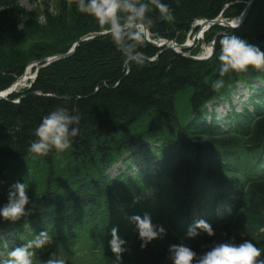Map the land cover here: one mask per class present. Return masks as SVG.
<instances>
[{
  "label": "trees",
  "instance_id": "1",
  "mask_svg": "<svg viewBox=\"0 0 264 264\" xmlns=\"http://www.w3.org/2000/svg\"><path fill=\"white\" fill-rule=\"evenodd\" d=\"M21 1L0 0V92L29 64L65 54L106 27L78 12L77 0H41L33 10ZM248 1L162 0L173 20L150 5L145 26L151 40L183 44L196 20H234ZM226 34L264 50V41H256L264 34V0L254 2L238 28L215 26L204 34L205 44L213 41L207 60L144 39L139 61L128 62L106 34L81 42L73 55L38 69L29 88L0 100V206L10 185H29L27 214L15 222L0 218V232H14L1 260L46 230L52 242L35 250L33 264L53 255L65 264H115L112 227L127 242L121 264H171L168 248L181 241L201 255L216 244L248 239L264 259V69L221 76L216 57ZM217 80L223 81L218 89ZM238 85L249 91L248 99L223 125L208 105L230 102ZM56 107L78 112L79 135L65 152L29 153L36 126ZM135 154L152 169L110 176L113 166L130 163ZM134 214H148L164 236L142 248L128 220ZM200 219L213 235L187 239L188 227Z\"/></svg>",
  "mask_w": 264,
  "mask_h": 264
},
{
  "label": "clouds",
  "instance_id": "2",
  "mask_svg": "<svg viewBox=\"0 0 264 264\" xmlns=\"http://www.w3.org/2000/svg\"><path fill=\"white\" fill-rule=\"evenodd\" d=\"M154 5L163 19L173 20L168 4L162 0H77L76 9L82 14L94 18L96 23L104 27L105 34L110 35L114 45L120 50L125 61H139V43L145 39V19ZM235 26V24H234ZM24 27L23 19L17 25ZM219 72L224 76L229 72H245L251 69H264V50L253 45L235 34L223 35L219 39ZM222 80L213 82L214 88H221ZM80 116L78 112L66 107H56L44 115L34 130L35 139L28 146V152L35 155H46L50 150L65 152L72 146L74 138L79 133ZM29 185L24 181H17L10 185L7 202L0 206V218L15 222L25 216V206L29 203L27 189ZM129 223L134 226L145 247L152 241L160 239L165 234L164 227L154 224L148 214L131 215ZM201 232L213 235L211 225L203 220H197L190 225L185 237L192 239ZM109 248L115 256V264H121L122 254L127 251L126 241L118 235V229L112 227ZM52 237L48 231H40L22 246L8 252V259L0 260V264H33L35 250L51 244ZM262 250L251 240L245 239L241 243L223 242L214 245L201 255L190 248L183 241L171 244L168 248V259L171 264H264L261 257ZM44 264H65L62 258L53 255Z\"/></svg>",
  "mask_w": 264,
  "mask_h": 264
},
{
  "label": "rangeland",
  "instance_id": "3",
  "mask_svg": "<svg viewBox=\"0 0 264 264\" xmlns=\"http://www.w3.org/2000/svg\"><path fill=\"white\" fill-rule=\"evenodd\" d=\"M41 0H37V3L31 2L30 0H22L21 1V6L25 10H33L35 9L36 5L40 3ZM52 2L55 0H46ZM195 30V29H194ZM194 32V31H193ZM193 36V33H191L189 40H191V37ZM203 38V37H202ZM202 39L196 40L192 47L195 48L196 46H199V49L202 51H205L206 48H209L206 44L203 46L201 44ZM192 41V40H191ZM33 76V71L32 68L27 74V77ZM30 80H18L15 85L14 89L15 91H19L20 89L24 88L25 86L29 85ZM249 91L240 85L237 87L235 92L230 96V102H225V101H216L208 105V111L210 113H214L215 118L217 120H220V123L225 125L228 123V120L225 119V116L232 112H239L242 109L243 103H246L248 99ZM130 163L131 166H129L130 163H120L111 168L109 171L110 176H115L121 171H127L128 175H133L137 171H142L148 169L149 171L152 169V162L146 161L144 157H142L140 154H135L130 158ZM129 167V168H128ZM125 168H128V170H125ZM148 193H145L143 198H146ZM13 235V231H8L6 233H0V243L3 244L2 247H0V260L5 256V247L11 246L13 244V239L11 236Z\"/></svg>",
  "mask_w": 264,
  "mask_h": 264
},
{
  "label": "water",
  "instance_id": "4",
  "mask_svg": "<svg viewBox=\"0 0 264 264\" xmlns=\"http://www.w3.org/2000/svg\"><path fill=\"white\" fill-rule=\"evenodd\" d=\"M255 1L256 0H249L246 3V5H245V7H244V9H243V11L241 13V15L238 17V19H236V20H234L232 22H228L226 20L221 19V17H218V18H216L214 20H202V27L203 28H206V30L209 29L212 26H219V27L227 28V29H235V28H237V27H239L241 25V23L245 19L246 15L250 11V9H251V7H252V5L254 4ZM234 24H235V26H234ZM104 35H106L104 32H102V33H93V34L86 35V36L80 38L78 42H76L75 44H73L72 48L66 54L56 55L55 57H52V58L41 59V60L37 61L36 64H40V67H43L45 65L50 64L51 62H53L55 60L69 57V56H71V55L74 54L77 46L81 42H83L85 40H88V39H91V38L101 37V36H104ZM147 36H148V33H147L146 28H145V39L151 45H153L155 47H158V48L159 47H164V49H173V50H175L178 53H181L182 51L187 50L189 48V45L188 44L177 45L174 42H168V41L157 43L155 41H150L147 38ZM193 39H195V37ZM263 40H264V34H258L256 36V41L262 42ZM190 58H192V57H190ZM192 59H194V58H192ZM153 60H155V59H153ZM153 60H151V61H153ZM7 94H8V92H2V93H0V100L5 99V96Z\"/></svg>",
  "mask_w": 264,
  "mask_h": 264
},
{
  "label": "bare ground",
  "instance_id": "5",
  "mask_svg": "<svg viewBox=\"0 0 264 264\" xmlns=\"http://www.w3.org/2000/svg\"><path fill=\"white\" fill-rule=\"evenodd\" d=\"M197 25L200 26L199 33H198V36H199L198 39H200V38H201V35H202V30H203L204 28L202 27V24L200 23V21H199V23H197ZM24 80H25V79L23 78L22 81H24Z\"/></svg>",
  "mask_w": 264,
  "mask_h": 264
}]
</instances>
